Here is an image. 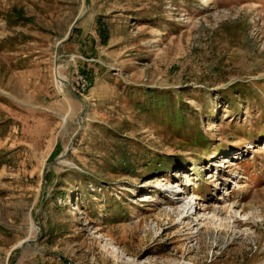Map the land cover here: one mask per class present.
Returning a JSON list of instances; mask_svg holds the SVG:
<instances>
[{"label":"rangeland","instance_id":"obj_1","mask_svg":"<svg viewBox=\"0 0 264 264\" xmlns=\"http://www.w3.org/2000/svg\"><path fill=\"white\" fill-rule=\"evenodd\" d=\"M9 263L264 264V0H0Z\"/></svg>","mask_w":264,"mask_h":264},{"label":"water","instance_id":"obj_2","mask_svg":"<svg viewBox=\"0 0 264 264\" xmlns=\"http://www.w3.org/2000/svg\"><path fill=\"white\" fill-rule=\"evenodd\" d=\"M84 16H85V15H84ZM84 16H83V17H84ZM83 17H81V18L75 20V22L73 23V25H72V27H71V29H70V31H69L68 36H67L64 40L60 41V42L57 44V47H56V57H55V72H56L57 80H59V81H61V79H60V77H59V75H58V74H59V67H60L59 64H58L59 49H60V47H61L62 45H64V44L67 43L68 41H70V39H71V35H72L73 31H74V28H75L76 24H77L78 21L81 20ZM56 77H55V78H56ZM63 83H65L64 85L67 84V85L71 86V84H70V82H69L68 80H67V81H66V80H63ZM71 88H72V87H71ZM72 91L75 93V91H74L73 88H72ZM79 122H81V121H79ZM80 125H81V124H80ZM69 151H70V148L67 149L66 153H68ZM66 153H65L64 155H60L59 158H58V161H59V160H62V159L65 157ZM43 201H44V196H43ZM42 206H43V204H42ZM35 224H37L36 220H35ZM28 243H30V240H29V239H27V240L21 242V243L19 244V248L23 249V248L25 247V245L28 244ZM9 264H11V263H9Z\"/></svg>","mask_w":264,"mask_h":264},{"label":"built area","instance_id":"obj_3","mask_svg":"<svg viewBox=\"0 0 264 264\" xmlns=\"http://www.w3.org/2000/svg\"><path fill=\"white\" fill-rule=\"evenodd\" d=\"M72 88L80 95L86 94L90 89V81L88 77L82 74L79 69L75 70V79L72 83Z\"/></svg>","mask_w":264,"mask_h":264},{"label":"trees","instance_id":"obj_4","mask_svg":"<svg viewBox=\"0 0 264 264\" xmlns=\"http://www.w3.org/2000/svg\"><path fill=\"white\" fill-rule=\"evenodd\" d=\"M100 26H99V34H100V37H101V43L102 45H107L108 41H109V32H108V29L106 27V23H104L103 20L100 21Z\"/></svg>","mask_w":264,"mask_h":264},{"label":"bare ground","instance_id":"obj_5","mask_svg":"<svg viewBox=\"0 0 264 264\" xmlns=\"http://www.w3.org/2000/svg\"><path fill=\"white\" fill-rule=\"evenodd\" d=\"M56 73V72H55ZM59 75L62 77V78H64L61 74H60V70H59ZM65 79V78H64ZM58 83L60 84V85H63V83H61V82H59L58 81ZM182 205V208L183 209H185V207L187 206L186 204H181Z\"/></svg>","mask_w":264,"mask_h":264}]
</instances>
